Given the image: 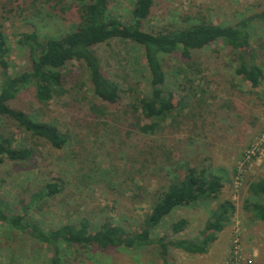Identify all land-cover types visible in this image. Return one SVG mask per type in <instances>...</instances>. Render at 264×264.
Here are the masks:
<instances>
[{
	"label": "rangeland",
	"instance_id": "374dc122",
	"mask_svg": "<svg viewBox=\"0 0 264 264\" xmlns=\"http://www.w3.org/2000/svg\"><path fill=\"white\" fill-rule=\"evenodd\" d=\"M30 1L0 0V28L10 47L9 73L29 68L28 51L19 43L21 32L36 29L42 37L57 36L78 19L72 0H64L68 6L64 10L61 5L52 8L53 0H36L39 13L31 8L22 11ZM133 3L109 0L108 12L128 23ZM263 8L264 0H155L145 25L176 27L184 15L190 17L189 22L203 18L214 24L248 20L253 30L250 48L264 73V24L254 18ZM93 50L104 73L119 84L121 99L109 104L97 98L84 66L76 60L61 69L65 92L48 105L36 101L32 87L22 89L11 105L54 123L68 141L56 149L12 122L5 123L14 145L30 147L32 156L19 162L0 157V198L20 210L53 182L60 191L41 198L27 212L45 230L80 219L89 220L93 229L108 222L138 230L155 192L168 184L173 165L184 161L209 167L224 177L218 199L175 210L154 232L168 234L171 223L185 217L188 226L174 237H199L210 211L219 201L230 199L235 213L206 254L170 247L165 262L156 244L105 250L63 244L60 264H224L235 226L242 254L250 261L247 264H264V220H253L243 208L252 198L248 183L264 176V78L257 87L243 80L236 73L232 49L219 41L191 50L189 56L179 51L163 54L165 86L175 99L188 95L189 108L175 111L178 121L167 119L163 131L145 134L136 125L145 119L131 105L136 104L135 97L149 93L142 48L130 40L113 38ZM51 257L47 244L0 222V264H50Z\"/></svg>",
	"mask_w": 264,
	"mask_h": 264
},
{
	"label": "trees",
	"instance_id": "16d2710c",
	"mask_svg": "<svg viewBox=\"0 0 264 264\" xmlns=\"http://www.w3.org/2000/svg\"><path fill=\"white\" fill-rule=\"evenodd\" d=\"M35 1L31 0L27 7L20 9L24 11L26 8H31L39 13ZM44 1L49 3L51 0ZM53 1L54 9L59 5L61 10L68 7L64 0ZM72 2L78 9V19L70 30L57 36L42 37L36 29L19 34V43L28 51L30 60L29 68L22 71L8 72L7 56L10 47L0 28L1 158L19 162L29 160L32 156L30 147L14 145L12 135L5 132L4 124L8 122L24 129L33 137L43 139L53 148L61 149L66 145L67 137L57 125L49 121H41L26 111L13 107L11 101L22 89L32 87L36 101L41 105H48L51 99L65 92V79L61 69L70 60L79 61L84 66L87 79L97 98L109 104L117 103L121 99L119 84L104 73L99 57L93 50V46L113 38L130 40L143 50L148 71L149 93L143 97H135L136 104L131 105L133 111L139 112L145 119V123L136 124L145 134L163 131L167 119L172 123L178 121L177 114H173L175 111L189 108L188 95L182 96L179 100L175 99L173 93L165 86L167 75L160 59L163 54L179 51L189 56L191 50L202 49L219 41L232 49L237 61L236 73L243 80L250 82L252 87H257L264 78L263 69L255 62L254 53L250 48L253 30L250 29L248 20H240L235 25L214 24L203 18L197 22H189L190 17L184 15L176 27L154 29L147 28L145 24L151 15L155 0H134L128 23L109 14V0H72ZM254 18L264 24V8L260 13L255 14ZM196 104L199 105L200 102ZM97 112L100 113L99 109ZM173 166L169 172L168 184L155 192L150 210L138 230L126 229L120 224L108 222L101 223L98 228L93 229L87 219L45 230L37 221L29 219L27 212L41 198L53 196L60 191L59 185L53 182L47 183L41 192L32 196L20 210H15L0 198V222L26 234L34 241L47 244L52 251L50 264L61 263L63 244L77 248L96 246L104 250L113 247L134 248L156 244L159 256L165 262L168 261L170 247L189 254L207 253L218 234L231 222L235 213V204L230 199L219 201L210 211L199 237H174L188 226L189 221L185 217L172 222L168 234L155 235V230L175 210L217 200L224 187L223 175L209 167L199 168L184 161ZM247 188L252 198L243 208L253 220L262 221L264 220V176L249 182Z\"/></svg>",
	"mask_w": 264,
	"mask_h": 264
},
{
	"label": "built area",
	"instance_id": "2783aa9c",
	"mask_svg": "<svg viewBox=\"0 0 264 264\" xmlns=\"http://www.w3.org/2000/svg\"><path fill=\"white\" fill-rule=\"evenodd\" d=\"M248 262L250 261L242 254L239 229L235 226L233 230L232 245L224 264H247Z\"/></svg>",
	"mask_w": 264,
	"mask_h": 264
},
{
	"label": "crops",
	"instance_id": "0c3cea01",
	"mask_svg": "<svg viewBox=\"0 0 264 264\" xmlns=\"http://www.w3.org/2000/svg\"><path fill=\"white\" fill-rule=\"evenodd\" d=\"M219 234H220V233H219ZM219 234H218V236H219ZM218 236H217V238H218ZM216 240H217V239H216ZM216 240H215V241H216ZM210 246H211V245H210ZM209 249H210V247H209ZM208 251H209V250H208ZM204 254H206V253H204Z\"/></svg>",
	"mask_w": 264,
	"mask_h": 264
}]
</instances>
